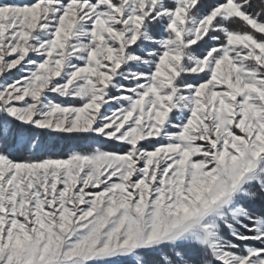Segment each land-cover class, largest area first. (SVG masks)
Listing matches in <instances>:
<instances>
[{"label": "snow or ice", "instance_id": "1", "mask_svg": "<svg viewBox=\"0 0 264 264\" xmlns=\"http://www.w3.org/2000/svg\"><path fill=\"white\" fill-rule=\"evenodd\" d=\"M0 264H264V0H0Z\"/></svg>", "mask_w": 264, "mask_h": 264}, {"label": "trees", "instance_id": "2", "mask_svg": "<svg viewBox=\"0 0 264 264\" xmlns=\"http://www.w3.org/2000/svg\"><path fill=\"white\" fill-rule=\"evenodd\" d=\"M255 3H259V0H254Z\"/></svg>", "mask_w": 264, "mask_h": 264}]
</instances>
